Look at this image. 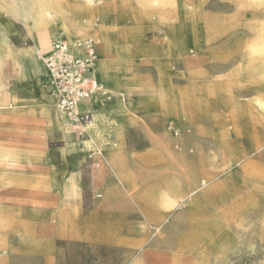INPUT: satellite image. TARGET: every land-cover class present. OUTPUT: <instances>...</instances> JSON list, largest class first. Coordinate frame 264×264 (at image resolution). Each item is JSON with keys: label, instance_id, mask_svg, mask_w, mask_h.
I'll return each mask as SVG.
<instances>
[{"label": "rangeland", "instance_id": "1", "mask_svg": "<svg viewBox=\"0 0 264 264\" xmlns=\"http://www.w3.org/2000/svg\"><path fill=\"white\" fill-rule=\"evenodd\" d=\"M137 1L98 0L109 2L98 22L116 29L124 14L138 43L130 67L142 82L157 85L150 56L163 59L172 72L163 88L191 87L200 99L193 121L138 108L127 117L140 143L126 138L87 147L86 135L61 129L41 110L50 93L43 68L36 67L44 53L37 30L0 13V91L8 103L0 107V154L16 160L0 165V216L32 218L38 231L39 212L60 195L53 183L70 178L60 197L70 204L80 242L57 243L52 264H128L118 262L119 248L138 264H160L157 255L178 252L176 264H264V0H154V7L163 1L172 9L158 28L138 16ZM123 5L132 8L127 12ZM114 37L118 45L125 41ZM94 77L112 93L111 104L118 103L120 90ZM121 92L126 101L140 99L133 89ZM103 121L102 135L110 137L112 123ZM111 145L129 165L131 192L165 190L174 179L181 196L170 193L174 206L153 201L146 215L134 208L133 196L106 162ZM204 174L210 181L192 195V208L183 196ZM6 239L8 264H44L37 238L8 232ZM86 241L96 245L87 249Z\"/></svg>", "mask_w": 264, "mask_h": 264}, {"label": "crops", "instance_id": "2", "mask_svg": "<svg viewBox=\"0 0 264 264\" xmlns=\"http://www.w3.org/2000/svg\"><path fill=\"white\" fill-rule=\"evenodd\" d=\"M109 5H110L111 12L112 11L114 12V16L117 22V14L115 13L116 9H115L114 3L110 2ZM122 13H123V9H122ZM123 17H124L123 24H119L117 22L118 26L114 32L115 36L119 40H122L123 38H131L137 41L136 38L132 37V34L130 33V29L129 27H127L124 14H123ZM57 26H58V29L56 30V32L58 33L59 31H63L64 33V30L60 27V25L58 24ZM152 27L154 28V25H152ZM84 37L96 38L98 40V51H99L100 57L104 56L103 53L101 54L102 48H101L100 33L90 32ZM74 38H78V37H74ZM41 52H46V51H41ZM150 57L152 59L153 68L155 67L157 70V77H158L157 85L151 84L152 90L153 92H154V89L157 92H161L165 100L168 101L173 97L174 92L180 93L185 88L179 91L178 90L176 91L175 89H172L170 92L166 91L163 88V85L170 80V76L172 75V72L169 70L167 63L163 59H160L158 56L156 57L150 56ZM133 60H134V57L126 59L125 65H123L125 67L124 70H127L128 72L127 74L133 75L136 79H138L137 74L133 71V69H131L130 64H129ZM110 64L113 65L114 62L111 61ZM43 67H44L43 70H44V76H45L46 69H45L44 64H43ZM37 69L39 71L42 70L39 68ZM1 96L6 97L5 94ZM42 97H45V96L42 95ZM48 97L49 96L45 97V101L41 104V110L43 111V113H45L48 117L53 119L61 129L65 130L67 129V126L71 127L67 119L65 120L63 118L57 117L56 115L57 108L55 104L52 102V100L48 99ZM119 98H120L119 100H121L123 98L122 95H119ZM125 98L128 99L126 96ZM139 98H140L139 100H130V101L129 100L126 101L125 99L123 103H120L118 101V103H115V104L113 103L111 104V99L108 101H101L95 98L90 101H85L87 103L86 107L80 108L78 110L91 111L92 120L86 127L87 139L83 140L84 144L87 147L92 146V145H97L98 143H100V140H110L111 144L112 143L114 144V142L122 143L123 140L126 138H128L130 142L132 143L134 142L133 143L134 145L137 143H140V140L137 137V133L132 126V122L127 117L128 113L134 112V110L138 108H143V109H154L155 108L163 112H166V111L162 109L161 105L155 104L154 99L149 98L148 96L142 95ZM55 103H56V100H55ZM185 107L187 106L185 105ZM52 110H54L53 115H52ZM186 112L184 111L180 114H177V116L179 118L181 117L189 118L191 121H193V115H190L188 112L187 113ZM103 120H108L109 123H112V131H111L110 137L105 138L102 135V131L104 127H102L101 124L104 125V122H105ZM73 133H75L74 130H73ZM105 158L114 176L122 184L126 185L127 191L131 194V196H133L132 202L135 206L134 208L140 211L143 215H146L148 213V205L150 202L152 203L154 201V206L169 208V207L174 206V202H175V199H173L170 196V193L174 192L177 198L181 197L180 193H178V189L176 188L177 183L174 181V179L173 180L170 179L171 182L169 179L167 180L166 184H169V185H166L165 190H161L157 192L156 190H154V188H151V189H147L141 192L140 191L131 192L134 188V186L131 183V172H130L128 163L126 162L124 157L121 155L120 149L119 148L115 149L112 145L109 146L108 152L105 154ZM209 181H210V176L208 174H204L203 176L200 177L198 181V185L196 187L190 186L188 189V192L186 193V196H183L184 197L183 199L186 198L190 200L189 202H191L190 204L192 208H195L196 206L195 199L192 197V195L195 193V191L198 188H201L207 185ZM70 186H71L70 178H61L59 181H55L53 183L52 188L54 189V191H57L61 195L64 193H68ZM177 193L179 195H177ZM60 195H59V198H57V201L52 202V205L48 206V208L46 209V212H41V211L39 212L40 227L38 228V231H35L34 229L32 218H29V217L22 218L24 221H26L30 225L31 230H32L31 232L24 234L22 237L25 240L37 238L38 253H39L38 255L39 257L43 259L44 264L53 263L54 260H53L52 255H53V252L55 251L57 243H67V244L69 243L70 244V243L80 242L78 240V236L73 232L74 221H73V216H72L71 209H70V204L69 202L63 201ZM157 198H158V202H155L157 201ZM159 200L162 202H160ZM131 228L132 230L136 229L133 226ZM84 244H86L85 247L87 249L96 245V243H91V241H86ZM117 253H118V262L121 263L124 259H128L129 260L128 264H138L137 263L138 260H133L130 257L131 255L130 252L119 248L117 250ZM179 254L180 252L176 253L175 255H172L169 258H165L160 255H157L156 258L160 264L164 263L166 260H168L172 264H176L180 261Z\"/></svg>", "mask_w": 264, "mask_h": 264}, {"label": "bare ground", "instance_id": "3", "mask_svg": "<svg viewBox=\"0 0 264 264\" xmlns=\"http://www.w3.org/2000/svg\"><path fill=\"white\" fill-rule=\"evenodd\" d=\"M108 3L100 4L98 0H0V13L5 14L9 18H19L25 22H29L38 32V48L42 51H48L52 42L57 37L54 24L58 25L60 23L59 25L64 30L69 41L74 37L82 38L89 31L100 33L102 53H109L112 56L104 55L97 59L92 67V73L94 76L106 80L114 88L120 90L119 93L123 97L119 101L120 103L125 101L124 93L121 91L133 89L139 96L145 95L154 99L167 113L177 115L187 111L190 115H193L196 106L199 104V97L196 96L194 88H185L180 93L174 92L173 97L166 101L161 92H157L155 89L153 92L151 81L142 82L141 79H136L133 75L127 74L128 72L124 70L125 67L123 65H125L126 59L134 57V50L138 48L136 47L138 43L134 42L131 38H124V43L118 45L114 42L115 29L110 25H102L98 22L99 19H102L100 14L101 12L104 13L106 10L105 5ZM122 7L127 12L132 8L125 5ZM135 9L139 17L151 22L157 28L161 24H166L172 11L170 5L163 1L155 2L154 7V0H139L136 3ZM111 61L114 62L113 65L110 64ZM1 62L2 58L0 55V64ZM36 67L44 69L42 63H37ZM1 95L4 94L0 91V107H4L8 105L7 98ZM48 99L52 100L56 105L54 102L55 98L52 95H49ZM86 104V102H82L77 106V109L85 108ZM260 105L262 106L261 102ZM56 115L66 120L57 109ZM15 162L16 160L10 154H0V165L14 166ZM177 195L179 194L177 193ZM158 198L155 202H158ZM31 231L30 225L19 215L0 216V264L7 263V258L2 256H6L9 251L6 239L7 233L13 232L17 236H23Z\"/></svg>", "mask_w": 264, "mask_h": 264}, {"label": "built area", "instance_id": "4", "mask_svg": "<svg viewBox=\"0 0 264 264\" xmlns=\"http://www.w3.org/2000/svg\"><path fill=\"white\" fill-rule=\"evenodd\" d=\"M99 57L96 38H73L69 41L63 31L57 33L50 49L41 55L46 69L44 86L55 98L57 110L80 137L86 135L92 113L78 110L77 106L93 98L101 101L112 99V93L92 73Z\"/></svg>", "mask_w": 264, "mask_h": 264}]
</instances>
